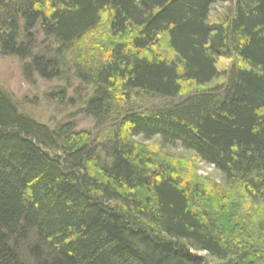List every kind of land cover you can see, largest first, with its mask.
<instances>
[{"label":"trees","instance_id":"obj_1","mask_svg":"<svg viewBox=\"0 0 264 264\" xmlns=\"http://www.w3.org/2000/svg\"><path fill=\"white\" fill-rule=\"evenodd\" d=\"M37 26L53 47L35 52ZM0 56L28 78L72 71L95 123L50 128L0 86V264H264V0H0ZM148 95L166 102L131 104ZM139 136L223 182L150 160Z\"/></svg>","mask_w":264,"mask_h":264},{"label":"rangeland","instance_id":"obj_2","mask_svg":"<svg viewBox=\"0 0 264 264\" xmlns=\"http://www.w3.org/2000/svg\"><path fill=\"white\" fill-rule=\"evenodd\" d=\"M227 6L228 4L225 3L214 4L210 16L211 21L214 22L220 18L225 13ZM37 27L39 28L34 29L38 38L35 52L53 47L52 40L45 35L40 26ZM109 37L108 27L101 25L97 30L89 33L82 44L84 48L95 49ZM161 46V50L166 47L164 44ZM87 52L89 51L85 50V53ZM29 61L15 56H0V86L17 103L19 110L53 129L66 124L74 126L75 131L94 129V120L83 111L82 104V99L86 98L90 87L81 84L72 71H66L64 76L62 75L63 79L58 77L42 78L37 73H33L28 78L25 73V65ZM230 63L231 61L228 59H220L222 69L228 68ZM68 84L71 87L65 92V98L57 99L55 92L65 90ZM117 98L121 100V92L117 94ZM165 102L166 100L163 98L148 95L140 98L133 96L131 104L140 109H155L162 107ZM102 136L104 137V131ZM134 140L138 145L137 148L144 152V156L154 162L166 164L171 161L172 165L182 164L186 169H189L188 173L190 174L194 168L197 177L212 178L217 182H223L219 171L213 166L200 162L191 151L178 145L164 143L159 137L145 139L139 136Z\"/></svg>","mask_w":264,"mask_h":264}]
</instances>
